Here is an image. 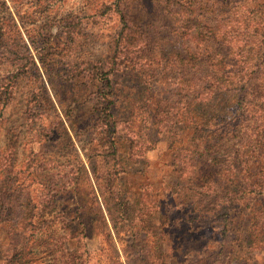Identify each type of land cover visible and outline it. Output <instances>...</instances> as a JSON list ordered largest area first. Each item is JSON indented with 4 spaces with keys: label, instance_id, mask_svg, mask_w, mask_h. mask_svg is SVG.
I'll use <instances>...</instances> for the list:
<instances>
[{
    "label": "rangeland",
    "instance_id": "obj_1",
    "mask_svg": "<svg viewBox=\"0 0 264 264\" xmlns=\"http://www.w3.org/2000/svg\"><path fill=\"white\" fill-rule=\"evenodd\" d=\"M190 1L223 62L176 6L127 0L136 41L107 90L110 0H0V191L29 202L15 264H264V0Z\"/></svg>",
    "mask_w": 264,
    "mask_h": 264
},
{
    "label": "trees",
    "instance_id": "obj_2",
    "mask_svg": "<svg viewBox=\"0 0 264 264\" xmlns=\"http://www.w3.org/2000/svg\"><path fill=\"white\" fill-rule=\"evenodd\" d=\"M163 2L166 6H176V11L179 13L181 19H182V28L184 30V34L188 36L193 42L196 44H201L202 46H213L216 45L218 48V54L220 57V61L223 62L224 60V54L222 50L220 49V41L214 38V34L212 30H209V33L206 35H201V28L205 26L204 20H201L200 18H189L187 14H185V11L187 10L188 5H191L190 0H160ZM194 1V0H193ZM195 3H193L194 5ZM177 6L180 7V10H178ZM100 9V15L106 13V15H113L115 14L119 20L120 28L117 34V38H115L114 41V51L112 56L111 63H102L100 65H97L95 67V70L97 73L103 72V77H101L100 86L102 89H109V82L108 79L105 78V73L112 71V65L116 62V55L121 53H127L129 47H133L135 44V31L133 30V24L130 22L129 16L127 14V0H110V2L106 4H101ZM214 52L217 51L213 48ZM216 53V54H217ZM215 54V53H214ZM213 54V55H214ZM212 55V56H213ZM129 57L128 55H125V58ZM215 58V56H214ZM212 58V59H214ZM194 60V58H192ZM216 60V58L214 59ZM96 73H93V76H95ZM92 76V77H93ZM247 88V87H246ZM249 89V91H248ZM248 93H253L254 88H248ZM247 93L244 94L243 90L240 92L239 100H238V108L241 113V117L245 123L244 127L238 130L239 140L240 142H243L246 140L248 143L250 141L251 137V127L248 124L251 122V109L249 108V102L247 100ZM261 96V95H260ZM103 110L105 111V116H108V106H104ZM103 114V113H102ZM108 125V124H107ZM250 128V130L248 129ZM250 131V132H248ZM249 133V134H247ZM236 141L235 143H240ZM223 144V143H222ZM224 145V144H223ZM192 152V151H191ZM190 151H184V155L186 157H189L192 155ZM235 158H237L238 150L236 151ZM247 152V150L242 151L244 154ZM200 155V154H199ZM246 158H251L252 154L248 153L246 154ZM240 157V156H239ZM20 199V200H19ZM17 200L19 203V207H15V201ZM28 198L24 192L21 191L20 197L13 196L10 194L5 195L0 191V264H15L16 259L15 255L16 252L14 250L15 244L18 240V237L25 231V226L22 225L27 217V211H25L26 206L28 204ZM22 208H25L24 210H21ZM110 219L114 217L113 212L109 214ZM118 220L121 221V219ZM120 227H116V229L120 230ZM21 226V227H18ZM115 226V223H114Z\"/></svg>",
    "mask_w": 264,
    "mask_h": 264
}]
</instances>
